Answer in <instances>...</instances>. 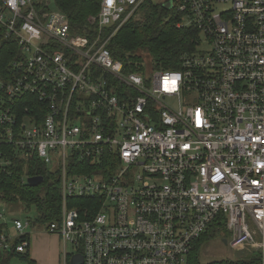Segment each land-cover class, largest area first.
<instances>
[{
	"label": "built area",
	"instance_id": "obj_1",
	"mask_svg": "<svg viewBox=\"0 0 264 264\" xmlns=\"http://www.w3.org/2000/svg\"><path fill=\"white\" fill-rule=\"evenodd\" d=\"M147 1L101 0L89 36L50 0H0L20 48L0 77V169L39 161L59 178L61 217L45 230L81 264H187L216 222L240 264H264V0H167L196 50L178 70L128 72L109 43ZM81 197L100 201L89 218L68 206ZM13 224L0 248L28 235L26 252L32 224Z\"/></svg>",
	"mask_w": 264,
	"mask_h": 264
},
{
	"label": "trees",
	"instance_id": "obj_2",
	"mask_svg": "<svg viewBox=\"0 0 264 264\" xmlns=\"http://www.w3.org/2000/svg\"><path fill=\"white\" fill-rule=\"evenodd\" d=\"M101 0H56L59 11L68 15L71 30L75 34L94 36L97 31V17ZM142 18L134 17L128 20L114 35L109 48L116 58L125 63V70L144 72L145 53L150 55L153 68L178 70L181 68L183 54L191 53L197 48L195 42L198 30L193 27H178L177 17L173 11L162 4L148 0L142 7ZM96 18L93 22L91 18ZM20 58V48L14 37H5L0 26V77L6 79L12 73V64ZM72 164V163H71ZM86 169H97L99 164L90 167L82 163ZM47 168L39 161H15L7 170L0 169V201L8 204H21L30 209H36V217L31 221L32 227L45 229L53 221L59 220L62 210V192L60 180L53 175H47ZM43 176L38 186L28 184V177ZM99 199L81 197L70 198L69 208H77L82 218H89L99 209ZM90 213H87V210ZM224 225L213 223L208 232L194 243V248L188 255L187 264H240L241 261H211L203 263L200 259L202 243L214 237H220ZM3 231V228L0 229ZM29 236L16 239L12 250L0 248V264H11L14 257L25 264H34L29 247L26 252L16 251V246ZM70 255V254H69ZM68 257L70 258V256ZM69 258L68 262H69Z\"/></svg>",
	"mask_w": 264,
	"mask_h": 264
},
{
	"label": "rangeland",
	"instance_id": "obj_3",
	"mask_svg": "<svg viewBox=\"0 0 264 264\" xmlns=\"http://www.w3.org/2000/svg\"><path fill=\"white\" fill-rule=\"evenodd\" d=\"M166 1L167 0H152V2L156 4H163ZM50 6H51V9H53L54 11L59 10L56 0H50ZM8 14H11V12H8ZM143 15L144 13L141 11V13L137 16V18L141 19ZM94 17H98V16H94ZM205 39H206L205 36H202V43L199 45L200 49L206 48L207 42ZM144 58H145V61H144L145 65L148 66V61L151 63L150 61L151 56L145 53ZM148 67L153 69L152 65ZM0 212L4 214V217L0 218V225H3L2 228H5V229L7 228V225L12 227V229H14L13 219L15 218H19L24 222H27L28 220H30L31 222L32 220H34L37 214L36 209L34 207L30 209H26V207L21 204H8V203L5 204L2 201H0ZM34 229H37V228L31 226L28 229V232H30V236L31 234L34 235V232H36V230ZM3 231L6 234H10L8 233L7 230L3 229ZM13 234H15V229H14V232L11 233L10 235H13ZM52 235H55V234H52ZM226 235L228 238L230 237L229 233H226ZM36 236H38V234ZM67 249L69 253L77 252V249L74 248L71 244H68ZM199 252H200V259L203 263H208L211 261H214V262L215 261H225L228 259L232 261L240 260L239 257H237V252L229 244H226L223 241V239L219 236L205 240L202 243ZM11 264H25V263L19 258L14 257L11 261Z\"/></svg>",
	"mask_w": 264,
	"mask_h": 264
},
{
	"label": "crops",
	"instance_id": "obj_4",
	"mask_svg": "<svg viewBox=\"0 0 264 264\" xmlns=\"http://www.w3.org/2000/svg\"><path fill=\"white\" fill-rule=\"evenodd\" d=\"M2 227L3 225H0V229H2ZM3 229L7 230L10 234L14 232V229L8 225L6 229ZM34 230H36V232H34V235L31 234L29 246L30 256L34 264H65L66 259L69 258L68 256L65 257L68 249L65 248L66 245L60 235H52L53 233H49L45 229L39 227ZM37 234L38 236H36ZM73 255V253L69 255V264Z\"/></svg>",
	"mask_w": 264,
	"mask_h": 264
},
{
	"label": "water",
	"instance_id": "obj_5",
	"mask_svg": "<svg viewBox=\"0 0 264 264\" xmlns=\"http://www.w3.org/2000/svg\"><path fill=\"white\" fill-rule=\"evenodd\" d=\"M164 7L169 8L167 4H164ZM43 176H34L28 177L27 182L31 186H38L43 181ZM223 241L227 244V239H223ZM82 262V255L81 254H74L70 261V264H81Z\"/></svg>",
	"mask_w": 264,
	"mask_h": 264
}]
</instances>
